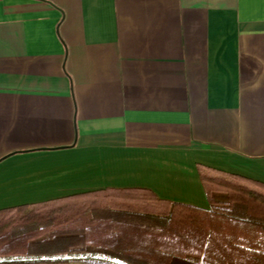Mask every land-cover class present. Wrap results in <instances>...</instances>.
<instances>
[{
	"label": "crops",
	"instance_id": "0c3cea01",
	"mask_svg": "<svg viewBox=\"0 0 264 264\" xmlns=\"http://www.w3.org/2000/svg\"><path fill=\"white\" fill-rule=\"evenodd\" d=\"M200 166L264 182V0H0V208Z\"/></svg>",
	"mask_w": 264,
	"mask_h": 264
},
{
	"label": "trees",
	"instance_id": "16d2710c",
	"mask_svg": "<svg viewBox=\"0 0 264 264\" xmlns=\"http://www.w3.org/2000/svg\"><path fill=\"white\" fill-rule=\"evenodd\" d=\"M199 169L208 208L146 187L0 208V264H264V182Z\"/></svg>",
	"mask_w": 264,
	"mask_h": 264
},
{
	"label": "water",
	"instance_id": "95a60500",
	"mask_svg": "<svg viewBox=\"0 0 264 264\" xmlns=\"http://www.w3.org/2000/svg\"><path fill=\"white\" fill-rule=\"evenodd\" d=\"M34 264H87L82 262H56V263H34Z\"/></svg>",
	"mask_w": 264,
	"mask_h": 264
}]
</instances>
